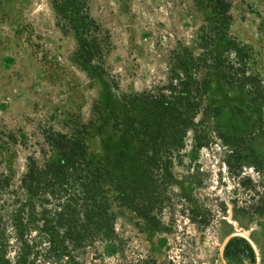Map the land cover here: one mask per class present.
<instances>
[{"label":"rangeland","instance_id":"1","mask_svg":"<svg viewBox=\"0 0 264 264\" xmlns=\"http://www.w3.org/2000/svg\"><path fill=\"white\" fill-rule=\"evenodd\" d=\"M86 2L106 41L95 70L78 64L76 38L58 26L52 0H0L3 254L17 256V225L27 260L55 264L43 251L45 223L69 205L82 230L97 212L112 214L101 225L112 233L58 238L68 255L58 264H222L219 248L232 232L246 234L264 264V0H226L223 35L237 49L212 58L229 56L227 75L208 59L175 75L176 54L205 50L196 46L205 16L194 0ZM161 94L172 110L148 105ZM75 142L86 161L121 162L117 205L105 184L102 200L86 203L76 174H42L32 195L22 188L30 164L43 169L63 152L56 144ZM234 247L226 264H251L250 250Z\"/></svg>","mask_w":264,"mask_h":264},{"label":"trees","instance_id":"2","mask_svg":"<svg viewBox=\"0 0 264 264\" xmlns=\"http://www.w3.org/2000/svg\"><path fill=\"white\" fill-rule=\"evenodd\" d=\"M203 11H204V26L202 27V36H198V41L203 43V46L197 44L198 48H204L203 53H199L195 57L190 52L184 51L182 55L176 54V67L174 69L175 75L183 72L188 73L191 65L200 64L202 60H212L216 63L217 69H220V74L230 73V67L228 68V58L227 55L225 60L221 61L220 58H212L213 51L221 49V52H218L220 55L222 52H230L236 50V42L233 39H226L223 35V26L228 21V14L230 11V6L226 0H194ZM52 7L56 14V20L58 26L64 33H72L77 41V51L75 53V58L84 68L95 70V67L92 65L93 59L100 56L101 49L106 45V41L100 35V30L97 23L90 17L88 12V5L86 0H52ZM239 57V56H238ZM226 64V66H224ZM228 69H227V68ZM176 69L180 70L176 72ZM227 69V70H226ZM229 70V71H228ZM227 72V73H224ZM186 78L185 80H188ZM182 86V91L180 90L179 94L184 97V100L189 105V82L182 81L179 83ZM169 89V88H168ZM171 90H174L173 87H170ZM164 96L161 94L160 97H150L148 105L152 108L163 106L167 110H172L173 107H169V103H164L162 105V100ZM116 119V118H115ZM82 142L71 143L70 145L61 146L56 144V147L63 150L59 154V157L56 160H52L50 163H46L43 169H37L34 164H30L28 167V173L22 179V188L26 190L29 194H33L35 190L39 189L41 186V175L51 174L50 176H69L74 178L73 175L80 176L82 183V193L84 194V200L88 203L89 201L92 204H96L97 201H101L102 198L97 200V198L102 193H110V202L111 204H116L120 200L122 201L123 192L121 191L119 177L120 175L116 174V170L119 174L121 172L122 166L121 162L115 160V165L111 168L107 164L92 163L91 161H86L84 156V147L80 145ZM84 145V143H83ZM144 145V144H143ZM152 143L148 142L146 151L152 153ZM64 147V148H63ZM122 162L124 161L122 155ZM90 167H93V171L89 170ZM99 180L101 181L100 183ZM105 184L108 186V190L101 192L102 188L100 185ZM81 185V184H80ZM46 186V183H44ZM84 188V189H83ZM41 189V188H40ZM98 207V206H97ZM96 207V208H97ZM75 209L69 208V205L64 207H59V210L53 213L54 218L52 220H47L45 223L44 232L49 237L44 246V255L49 261H54L55 264H58L60 256L64 254L60 248L57 239H64L70 241V243H75L76 241H82L84 239H94V235L109 236L110 231L108 228H101L102 223H110L112 220V214H107L106 212H97L92 215L95 220L89 219V223L92 225V229L82 230L81 226L78 225L75 216ZM87 216V215H86ZM61 233V235H60ZM14 234L15 241L18 243L17 249L18 253L14 260H9L6 255H4L5 244L0 241V264H35L32 261L27 260L26 252L29 250L27 241L23 240L21 234V228L17 225H14ZM242 243L244 247L251 252V264L255 263L254 254L251 251V248L246 240L240 237L232 238L226 246L225 255L229 256L236 252L235 245ZM66 249V248H65Z\"/></svg>","mask_w":264,"mask_h":264},{"label":"water","instance_id":"3","mask_svg":"<svg viewBox=\"0 0 264 264\" xmlns=\"http://www.w3.org/2000/svg\"><path fill=\"white\" fill-rule=\"evenodd\" d=\"M234 237H240V238H243L244 240L247 241V243L249 244V246L252 249L254 256H255V263L254 264H259L260 263V256H259L258 249L256 248L255 244L252 242V240L246 234L241 233V232H232V233L228 234L223 239V241L220 245V248H219V254H220L222 264H226V261L224 260L225 247L227 246L229 241Z\"/></svg>","mask_w":264,"mask_h":264},{"label":"flooded vegetation","instance_id":"4","mask_svg":"<svg viewBox=\"0 0 264 264\" xmlns=\"http://www.w3.org/2000/svg\"><path fill=\"white\" fill-rule=\"evenodd\" d=\"M255 257V256H254Z\"/></svg>","mask_w":264,"mask_h":264}]
</instances>
